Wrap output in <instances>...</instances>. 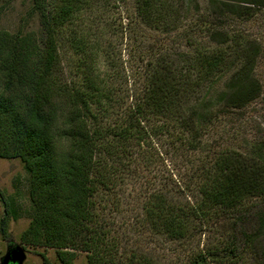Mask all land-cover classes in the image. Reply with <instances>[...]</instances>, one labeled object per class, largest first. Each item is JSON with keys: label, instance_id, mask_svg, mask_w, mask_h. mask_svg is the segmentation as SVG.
<instances>
[{"label": "trees", "instance_id": "trees-1", "mask_svg": "<svg viewBox=\"0 0 264 264\" xmlns=\"http://www.w3.org/2000/svg\"><path fill=\"white\" fill-rule=\"evenodd\" d=\"M123 1L122 52L74 35L73 53L64 54L63 32L88 0H33L39 31L0 29V158H20L29 174L32 219L23 242L56 249L63 264H73L81 252L89 264H170L146 250L143 236L163 235L188 245L187 251L221 213L231 212L230 241L190 250L171 264H264V142L246 154L230 146L207 149L194 174L177 187L155 173L145 181L151 191L141 198L137 222L122 231L107 216L110 196L130 180L146 179L145 170L152 175L151 166L160 163L155 138L175 145L170 138L184 137L188 149L197 150L214 124L213 101L223 102L226 111L242 110L262 90L254 75L260 45L227 30V16L207 27L215 44L207 48L189 44L190 33L181 28L191 10L201 11L198 0ZM231 1L210 3L223 2L222 17L264 9V0H241L247 7ZM145 30L161 36L158 45L143 44ZM134 41L142 56L132 48L127 59L124 46ZM238 62L216 101L200 99L216 74ZM155 149H161L158 141ZM253 198L259 200L248 204ZM6 206L3 228L12 212Z\"/></svg>", "mask_w": 264, "mask_h": 264}, {"label": "rangeland", "instance_id": "rangeland-1", "mask_svg": "<svg viewBox=\"0 0 264 264\" xmlns=\"http://www.w3.org/2000/svg\"><path fill=\"white\" fill-rule=\"evenodd\" d=\"M210 1L198 0L201 6V13L191 10L186 18L183 19L181 28H187L190 33L187 42L195 46L214 47L215 44L207 36V27L209 25L213 26L211 21L220 24L222 19H227L225 18L227 16L232 20L225 26L227 30L232 31L233 35H241L253 41L254 44L260 45V54L254 68V75L261 83V94L242 110L230 109L226 111L223 107V102L216 103L213 99L216 101V98L220 96L225 83L229 80L228 78L238 71L240 64L238 62L232 68L216 74L213 77V83L209 84L211 89H209V85H205L199 94L200 99L202 98L203 101H213L211 109L215 115L214 124L209 127L210 130L203 136L199 149L189 150L184 137L177 140L175 136L172 140L170 138L169 142L174 141L175 145L173 143L166 144L162 138H155L152 142L153 151L159 153L162 159L158 165L151 166V168L153 167L152 175L150 170L147 169L145 170L146 179L143 177L130 181L128 179L130 183L123 187L127 196L123 201L122 192L124 193V191H122V186L119 187L117 196H110L109 207L111 208L108 210L107 216L116 224L115 228L117 231L118 226H121L120 231H122V228L126 227L128 223L136 221L134 216L140 210L141 198L147 197L148 194L146 192L150 189H146L147 184L145 181L151 180V176L156 175L155 173H160L159 177L161 178L171 177L170 186L177 187V185H183V179H187L194 174L195 166L207 157V149H214L217 152L230 146L244 151V153H249L253 144L255 146L260 142H264V9L257 10L254 15L250 16L242 15L233 18L225 14L222 17L220 10L223 7L221 5L223 2L211 4ZM124 2L122 0H88L86 8L84 7L81 12L77 13V17L73 19L69 25L70 27L65 33L63 32L62 36L67 42L63 48L65 50L64 54L73 53L70 40L74 35L78 39L85 38L91 41H99L103 49L107 50L115 47L122 52V24H127V9ZM231 2L243 7L248 6L241 0H232ZM32 6L33 0H0V29L10 33L39 31V16L37 13L32 12ZM204 10L205 12L211 11V13L206 17L203 14ZM145 32L146 38H148L146 41L144 40L143 44L149 47H154L156 43L158 45L161 36L152 30H148V32L145 30ZM138 45L142 46L140 42L135 41L128 43V48L125 45L123 50L126 55L125 58L128 59L127 51L132 48L136 50V56H142ZM102 60L104 63L101 62V70L105 71L109 67L106 63L109 62L104 61V57ZM64 63L65 70L69 73L71 61L65 59ZM132 63H135L134 60ZM119 81L120 79L117 78L116 85H118ZM157 141L161 148L158 151L155 149L157 148ZM141 146L147 152L144 157L149 158L152 152L149 153L148 149H146V143ZM29 188V174L23 161L20 158H0V264H2V259L8 250L15 246L23 247L26 252L27 258L23 264H46L43 257L44 254H46L51 264H63L58 257L56 249L26 244L22 240V235L27 230L32 219ZM118 197H120V200ZM113 199L115 201L112 203ZM256 200H259V198L249 200L248 204ZM115 203L117 204L115 205L117 209L113 206ZM7 204L12 209V212L8 216L7 225L3 228L2 220L6 218ZM231 215H233L231 212H228V214L221 213L203 232L196 236L192 243V248L187 251L184 250V247L188 245L182 246V244L172 243L165 240V237H162L163 235L151 238L143 236L142 242L146 246V250L151 249L171 264L180 259L179 257H186V253L190 250H199L200 248L207 250L212 247H222L224 243L230 241L228 235L230 229L232 231L233 225L228 224V220ZM73 264H89L87 254L85 252L79 253Z\"/></svg>", "mask_w": 264, "mask_h": 264}, {"label": "water", "instance_id": "water-1", "mask_svg": "<svg viewBox=\"0 0 264 264\" xmlns=\"http://www.w3.org/2000/svg\"><path fill=\"white\" fill-rule=\"evenodd\" d=\"M27 255L23 247L15 246L10 248L2 259V264H23Z\"/></svg>", "mask_w": 264, "mask_h": 264}]
</instances>
